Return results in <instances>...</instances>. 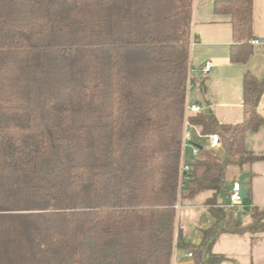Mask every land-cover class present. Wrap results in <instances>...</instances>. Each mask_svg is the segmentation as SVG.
<instances>
[{
  "label": "trees",
  "instance_id": "16d2710c",
  "mask_svg": "<svg viewBox=\"0 0 264 264\" xmlns=\"http://www.w3.org/2000/svg\"><path fill=\"white\" fill-rule=\"evenodd\" d=\"M213 10L230 16L229 60L246 63L252 0ZM191 20L192 0H0V264L16 263L12 221L28 264H170L174 247L220 264L221 233L264 232L248 186L244 211L225 206L227 167L264 159L245 145L264 126V78L243 73L240 122L188 117L220 146L198 144L179 188L187 86L204 85L188 76ZM205 192L215 222L194 245L177 204Z\"/></svg>",
  "mask_w": 264,
  "mask_h": 264
},
{
  "label": "crops",
  "instance_id": "0c3cea01",
  "mask_svg": "<svg viewBox=\"0 0 264 264\" xmlns=\"http://www.w3.org/2000/svg\"><path fill=\"white\" fill-rule=\"evenodd\" d=\"M217 0H192L189 65L193 78H203L204 85H195L188 92L186 102L198 103L203 111H212L220 123L236 124L242 120V76L250 71L264 78V0H252V54L246 63L229 60L232 43L230 16L216 14L213 10ZM259 40L258 43H253ZM212 60L214 65L208 75L203 76L200 67ZM257 110L264 117V92ZM199 128L196 127L195 132ZM194 132V133H195ZM205 136H193V144H202ZM245 145L254 154L264 155V126L247 132ZM190 147L185 149L182 159H190ZM248 172L245 187L251 194V206H264V159L254 161L238 169L237 175ZM201 198V197H200ZM177 204L176 226L185 241L197 245L202 240V230L215 222V218L202 204ZM211 251L226 257L220 264H264V232L221 233L211 246ZM190 252V251H189ZM188 250L174 247L170 264H194Z\"/></svg>",
  "mask_w": 264,
  "mask_h": 264
},
{
  "label": "built area",
  "instance_id": "2783aa9c",
  "mask_svg": "<svg viewBox=\"0 0 264 264\" xmlns=\"http://www.w3.org/2000/svg\"><path fill=\"white\" fill-rule=\"evenodd\" d=\"M259 40H254L253 43H258ZM214 63L212 60H207L201 67H200V72L203 76L208 75L210 72L211 68L213 67ZM189 78L192 77L191 70L189 68V73H188ZM193 85L191 82H188L187 86V93L192 89ZM202 111V107L196 103V102H186L185 104V117H184V123H183V130H182V156L184 155L185 149L187 147H190V159H182L181 156V163H180V183H179V188L182 186V182L184 180V175L183 172L187 171L190 169V162L194 159V157L197 156L199 152V146L197 143L193 144V136L200 135V136H205L208 140V145L207 147L210 148H218L220 146V139L219 136L216 133H211L208 135H202L200 134V131L195 132V129L197 126L191 124L188 121V117L192 113L200 112ZM195 132V133H194ZM241 184L237 180H234L231 184V188L229 191L228 195V201L225 203V206L229 208H235L241 211H244L246 209V204L244 203V197L241 194ZM188 256H192V253L188 251Z\"/></svg>",
  "mask_w": 264,
  "mask_h": 264
},
{
  "label": "rangeland",
  "instance_id": "374dc122",
  "mask_svg": "<svg viewBox=\"0 0 264 264\" xmlns=\"http://www.w3.org/2000/svg\"><path fill=\"white\" fill-rule=\"evenodd\" d=\"M189 67H190V65H189ZM194 136L197 137L196 134ZM201 141H202L203 145H205V146L208 145V140L207 139H201ZM238 169L239 168L237 166H233V165H229L227 167L226 176H227V179H228L230 185L232 184V182L234 180H236V181L238 180V175H237ZM239 182H240V184L242 186H244V184L246 183V180L244 179V180L239 181ZM207 194H208V192L202 193L201 195H199V198L197 200L205 197ZM220 195L222 196V193ZM10 227H12V230L14 229L13 233H15V229H16V237H15V239H13V242L11 243V246H13L15 248V252L12 254L13 259H16V260H14L16 263H14V264H28L26 262V259H27V257H26V249H25V246H24V242L22 241V239H21V237L19 235L18 225H17L16 221L10 222ZM14 235L15 234H13V236ZM3 249H5V247H1L0 251H3Z\"/></svg>",
  "mask_w": 264,
  "mask_h": 264
},
{
  "label": "water",
  "instance_id": "95a60500",
  "mask_svg": "<svg viewBox=\"0 0 264 264\" xmlns=\"http://www.w3.org/2000/svg\"><path fill=\"white\" fill-rule=\"evenodd\" d=\"M200 147V146H199ZM249 176V173L248 172H242L240 175H239V177H238V180L239 181H242V180H244L246 177H248ZM241 194H242V196L243 197H245L246 196V188H245V186H241Z\"/></svg>",
  "mask_w": 264,
  "mask_h": 264
}]
</instances>
